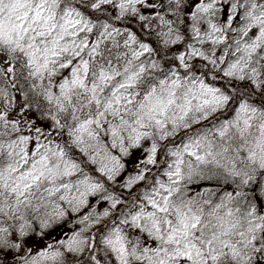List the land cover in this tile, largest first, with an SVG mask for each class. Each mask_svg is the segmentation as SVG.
I'll list each match as a JSON object with an SVG mask.
<instances>
[{
  "label": "snow or ice",
  "instance_id": "1",
  "mask_svg": "<svg viewBox=\"0 0 264 264\" xmlns=\"http://www.w3.org/2000/svg\"><path fill=\"white\" fill-rule=\"evenodd\" d=\"M0 264H264V0H0Z\"/></svg>",
  "mask_w": 264,
  "mask_h": 264
}]
</instances>
